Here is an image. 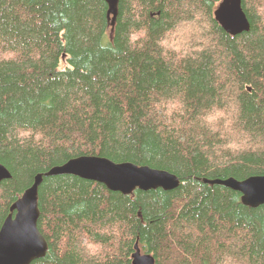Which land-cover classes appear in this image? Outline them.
I'll return each instance as SVG.
<instances>
[{"label": "trees", "instance_id": "trees-1", "mask_svg": "<svg viewBox=\"0 0 264 264\" xmlns=\"http://www.w3.org/2000/svg\"><path fill=\"white\" fill-rule=\"evenodd\" d=\"M221 1L119 0L113 22L107 0H0V229L42 174L48 250L30 264H133L136 245L156 264H264V204L215 182L264 175V0L242 1L239 35ZM80 156L180 184L46 175Z\"/></svg>", "mask_w": 264, "mask_h": 264}, {"label": "water", "instance_id": "water-1", "mask_svg": "<svg viewBox=\"0 0 264 264\" xmlns=\"http://www.w3.org/2000/svg\"><path fill=\"white\" fill-rule=\"evenodd\" d=\"M242 1L222 0L215 10L216 21L231 35H239L250 30V22ZM107 2L110 6L109 13L113 14L115 22L119 0ZM61 174L98 181L110 190L125 195L137 189L172 190L180 184L178 177L167 170L139 166L133 162H115L100 156H80L71 159L52 168L46 175ZM11 177L10 171L0 164V183ZM42 181L43 175H37L34 184L12 205L11 213L0 229V264H30L46 255L48 243L38 227L39 186ZM215 182L241 191L246 205L258 207L264 204V176H252L244 181L230 178ZM132 257L133 264H156L155 258L150 254H142L138 245Z\"/></svg>", "mask_w": 264, "mask_h": 264}, {"label": "rangeland", "instance_id": "rangeland-1", "mask_svg": "<svg viewBox=\"0 0 264 264\" xmlns=\"http://www.w3.org/2000/svg\"><path fill=\"white\" fill-rule=\"evenodd\" d=\"M220 118H225V114L224 113H218V114H216L215 116H213L212 118H211V122H215L216 120H218V119H220ZM225 122V121H224ZM227 125H231V124H227ZM93 249H98L99 250V247L97 246V247H94ZM241 259H244V257H240L238 260H236V261H241L242 263H243V261L241 260Z\"/></svg>", "mask_w": 264, "mask_h": 264}, {"label": "bare ground", "instance_id": "bare-ground-1", "mask_svg": "<svg viewBox=\"0 0 264 264\" xmlns=\"http://www.w3.org/2000/svg\"><path fill=\"white\" fill-rule=\"evenodd\" d=\"M258 176H264V175H258ZM231 178H233V177H231ZM228 179H230V178H228ZM227 179V180H228ZM233 179H235V178H233ZM235 180H237V179H235ZM246 180V179H245ZM237 181H244V180H237ZM226 186V185H225ZM228 187V186H227ZM231 188V187H230ZM158 189V188H157ZM163 189V188H162ZM232 189H234V188H232ZM154 190V189H153ZM165 190V189H164ZM234 190H236V191H238V192H240L241 194H242V202L244 203V201H243V193L241 192V191H239V190H237V189H234ZM245 204V203H244ZM246 205V204H245ZM247 206H250V205H247ZM252 207V206H251Z\"/></svg>", "mask_w": 264, "mask_h": 264}]
</instances>
